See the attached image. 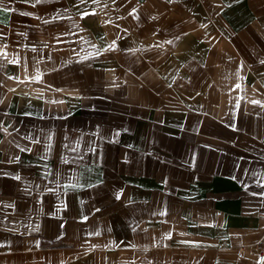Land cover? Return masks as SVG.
Instances as JSON below:
<instances>
[{"label":"crops","instance_id":"0c3cea01","mask_svg":"<svg viewBox=\"0 0 264 264\" xmlns=\"http://www.w3.org/2000/svg\"><path fill=\"white\" fill-rule=\"evenodd\" d=\"M262 61L264 0H0V264H258Z\"/></svg>","mask_w":264,"mask_h":264},{"label":"snow or ice","instance_id":"6c2138e0","mask_svg":"<svg viewBox=\"0 0 264 264\" xmlns=\"http://www.w3.org/2000/svg\"><path fill=\"white\" fill-rule=\"evenodd\" d=\"M42 2V0H36V3H41ZM80 2L81 3H84L85 2V0H80ZM93 2H97V0H93ZM113 2H115V0H113ZM135 10H133V12H134ZM95 13H88V12H84L83 14H82V18H83V16H87V15H94ZM131 14V13H130ZM46 23H47V21H45ZM114 43L115 42H113V45H109V48H114ZM169 43H171V41H169ZM6 55V54H5ZM19 61L18 60H12L11 61V63H18ZM262 63H264V61H262ZM9 79H17V80H19V77H9ZM33 79H35L36 81H39L40 80V75L39 74H37V76H35ZM236 87L237 88H239L240 87V85H236ZM0 102H2V101H0ZM60 102H62V101H60ZM253 103H259V101H253ZM6 131V130H5ZM23 150V149H22ZM16 179H19V177H16ZM163 214V213H162ZM85 220L87 219V217H85L84 218ZM97 235H99V233H96Z\"/></svg>","mask_w":264,"mask_h":264},{"label":"built area","instance_id":"2783aa9c","mask_svg":"<svg viewBox=\"0 0 264 264\" xmlns=\"http://www.w3.org/2000/svg\"><path fill=\"white\" fill-rule=\"evenodd\" d=\"M258 248L260 249V253L257 259L258 264H264V237L263 239L258 243ZM244 256V248L240 247L239 249V257Z\"/></svg>","mask_w":264,"mask_h":264}]
</instances>
